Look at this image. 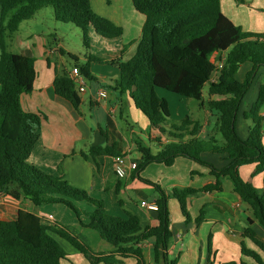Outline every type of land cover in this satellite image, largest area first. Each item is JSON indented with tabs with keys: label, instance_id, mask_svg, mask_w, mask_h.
Returning a JSON list of instances; mask_svg holds the SVG:
<instances>
[{
	"label": "trees",
	"instance_id": "trees-1",
	"mask_svg": "<svg viewBox=\"0 0 264 264\" xmlns=\"http://www.w3.org/2000/svg\"><path fill=\"white\" fill-rule=\"evenodd\" d=\"M131 1L135 10L145 16V22L140 39L126 45L137 44L134 55L128 61L120 57L111 61L120 75L110 87L119 97L128 96L150 127L171 139L167 143L156 140L154 143L161 146L157 153L141 139L134 141L141 157L132 175L155 189L157 224L143 228L140 218L129 211L126 218L110 215L104 202L91 197L88 191L71 186L62 175L49 174L28 162L46 116L25 112L21 105V96L34 89L35 58L7 49V38L47 7L53 9L57 22L79 28L85 42L90 28L111 39L123 36V26L97 14L91 0H0V196L29 200L37 207L64 205L75 213L81 227L96 231L114 247L112 254H97L68 226L57 221L46 223L34 213L20 210L14 220H0V264H61L69 254L59 240L66 241L91 264H119L121 259L117 257H135L137 264H144L142 245L147 242L152 243L155 263L178 264L179 258L169 254L173 237L170 199L179 203L186 224L200 225L206 221V211L201 209L199 216L193 218L189 199L201 192L222 191V178L232 182L234 193L253 216L246 220L241 236L250 239L264 254V241L254 229L255 223L264 228V191L260 195L240 174V167L248 164L255 165L253 176L264 172V118L260 115L264 84L259 85L256 100L242 113L245 120L251 121L245 137L238 122L242 102L259 71L264 69V33L244 31L235 25L222 12L221 0ZM88 59L105 63L98 58ZM219 62L222 68H218ZM245 63H250L251 69L240 81L237 73ZM74 65L86 79L95 78L89 65ZM53 87L58 96L79 110L81 98L66 69L56 68ZM158 90L193 99L201 108L216 114L215 133L201 138L198 134L202 124L190 116L179 124L171 120L169 102L158 95ZM115 147L92 146L81 154L93 162L99 156H122ZM181 157L208 168L216 182L200 189L174 187L168 191L140 176L150 164L170 167ZM75 202L87 203L94 210H82ZM241 253L256 264H264L261 255L244 243ZM208 254H212L211 233Z\"/></svg>",
	"mask_w": 264,
	"mask_h": 264
},
{
	"label": "crops",
	"instance_id": "crops-1",
	"mask_svg": "<svg viewBox=\"0 0 264 264\" xmlns=\"http://www.w3.org/2000/svg\"><path fill=\"white\" fill-rule=\"evenodd\" d=\"M91 6L97 14L123 26L124 34L121 39L125 45H128L130 41L140 39L145 16L135 10L131 0H91ZM221 8L222 12L244 31L264 33V0H244V3H237L235 0H221ZM54 41L56 44H51L44 39L34 40L32 35L25 39L18 38L20 53L35 58L36 69L33 92L21 96L22 108L25 112L42 113L46 116L39 131V140L28 162L49 174L62 175L77 188H85L83 190L88 191L91 197L104 202L105 209L110 215L126 218V211H129L140 218L143 228L156 225L155 210L150 207L157 196L153 187L150 186L151 190L145 189L144 187L147 186H144L145 184L138 178L133 177L134 170L132 169L127 170V176L124 179H119L114 173V157L112 156H99L93 162L86 160L81 153H87L92 146L105 147L114 144L115 149L128 160L138 162L141 156L136 150L134 141L136 139H141L144 143L146 141L143 135H138L145 131L142 128H139L140 132L138 131L137 120L149 127V131L145 132L147 141L160 140L167 143L171 139L151 128L145 116L142 120L139 110L128 96L121 98L111 89L110 86L118 80L120 75L118 68L114 65L108 68V64H90V71L95 76L92 81L96 85L90 88L89 99H86L87 89L79 93L81 98L79 110H76L69 101L58 96L53 87L56 68L66 69L71 73L75 65L68 66L67 60L63 57L66 55L63 45L57 39ZM136 45V43L130 45L123 55H115L112 60L120 57L123 61H128L134 55ZM85 59L88 58L85 57ZM249 64L245 63L242 66L243 69L247 68L243 78H238V74L242 76L240 72L242 67L237 73L240 81L244 80L246 73L251 69V64ZM256 83L258 94L259 85L264 84V71H259ZM99 90H106L107 98L100 99ZM254 101L255 99L247 104L246 110ZM88 105L91 111L98 114V120L92 125H89L84 117L83 108ZM181 107L179 106L176 110L178 111L176 114L171 112V120L177 124L187 116L193 117L192 111L183 112ZM260 115L264 118V107ZM123 121L128 124V128L122 126ZM244 122L245 128L242 129L241 134L245 137L251 121L244 119ZM207 123H201L203 127L198 134L203 139L214 134L211 128L213 125L211 126L210 123L207 125ZM262 129L264 131V120ZM262 142L264 145V136ZM160 149L161 146L157 144L152 150L157 153ZM209 159L215 161L213 157ZM151 165H158L159 171L149 172ZM254 170V164L243 165L240 167V174L244 180L251 182L262 195L264 172L253 176ZM140 176L161 185L168 191L174 187L200 189L216 182V178L210 174L208 168L183 157L177 158L170 167L158 163L150 164L140 173ZM221 183L222 191L201 192L190 197L189 210L193 202L199 204V199L204 200V203L199 205L198 211L199 213L201 209L206 211V221L200 225L195 222L186 224L183 215L173 217L170 210L173 237L169 245V254L173 258H179L178 264H226L240 261L256 264L251 257L241 253L242 243L248 249L259 253L264 259L263 252L250 239L241 236L242 229L246 227V220L253 218L251 211L234 193L232 182L228 178H222ZM145 192L149 194L146 195ZM121 196L122 199H120ZM75 203L77 205L79 202ZM144 203L147 206H144ZM62 206L64 205L51 204L37 207L29 200H13L1 195L0 220L11 221L16 218L20 210L30 211L46 223L57 221L68 226L97 254L109 255L114 252L112 245L101 239L96 231L94 232L97 235L92 232L93 230L81 227L77 217L70 216ZM79 208L87 212L93 211V208L85 204H79ZM191 215L193 218L199 216V214ZM83 220L85 223L88 222L85 217ZM254 229L264 241V228L255 223ZM210 233L212 234V254L209 256L206 250ZM142 247L144 264H157L153 261L152 243L147 242ZM65 250L69 256L62 260L61 264H91L73 247ZM117 258L121 259L119 264H137L135 257Z\"/></svg>",
	"mask_w": 264,
	"mask_h": 264
},
{
	"label": "rangeland",
	"instance_id": "rangeland-1",
	"mask_svg": "<svg viewBox=\"0 0 264 264\" xmlns=\"http://www.w3.org/2000/svg\"><path fill=\"white\" fill-rule=\"evenodd\" d=\"M31 35L34 40L44 39L51 44H56L54 39H57L58 42H60L63 45V48L66 51V55L63 57L65 58V60H67L68 66H71L75 64L76 62H79V64H82V65L86 64L89 66L90 64H98L94 61H90L89 59H85V57L87 58L93 57V58L105 60V63L101 65L108 64L109 66L108 68H110L112 67L111 61L113 57L115 55H120L122 51L126 52L127 48L129 47L124 44L121 37L108 39V38L103 37L100 33H97L96 30L93 28L89 29L87 33V40L85 42L82 31L79 28H77L76 26L70 23L65 24V23L57 22L55 20L54 15H53V9L51 7H47V8L40 10L39 12L35 14L33 19L23 22L20 26L19 31L7 38V49L13 53H20L21 50L18 48V38L25 39ZM132 42L133 41H130V43ZM57 56L59 57V55ZM246 64H249V63H246ZM246 70L247 68L243 69L242 67V69L240 70L242 76L238 74L239 79L240 77L243 78ZM262 71H264V69H262ZM256 82H257V78L251 85L240 108V115H239L238 122H239V129L241 132H242V129L245 128L244 126L245 122H244L242 113L244 110H246L247 104L249 102L251 103L253 99L256 100L257 98V83ZM85 83H86V89L88 92L86 99H89L90 88H93L96 85V83L89 79H85ZM158 95L160 97L165 98L169 102V107L172 113L176 114V112H178L176 110L179 108V106H182L181 108L183 112H186V110L189 112L191 111L193 112L191 114L193 117L190 116L193 120H195L194 118H197L198 121L203 124L208 122L207 125H209V123L211 126L213 125L211 128H213V131L215 133L214 125L216 122V114L208 111L207 109L201 108L199 106V102L193 99H186V98L180 97L176 94H173V93H170L164 90H158ZM204 97H205V100L208 99L207 87L204 90ZM83 112H84V117L86 118L89 125H92L94 122H96V120H98L97 119L98 114L94 113V111H91L89 105L83 108ZM139 112L141 114L140 115L141 119L142 120L145 119L142 111L139 110ZM136 125H138L137 129L139 132H140L139 128H142V130L145 132L149 131L148 125H146L143 122H138L137 120ZM122 126L125 128H128V124L125 121H123ZM145 132H141L138 135L140 136L143 135L146 143L150 145V147H152L153 149V146L157 145V143L147 141L146 140L147 134ZM157 166L158 165H151L149 172L155 173V171H159ZM69 184L77 188V186L71 184L70 182ZM144 186H147V187H144L145 189H150V190L152 189L148 185H144ZM78 188L85 189L81 187H78ZM145 194L148 195L149 193L145 192ZM120 199H122V196ZM205 199H207V197H205ZM170 201L171 202L169 204V208L172 212V216L173 217L181 216L182 213H181L179 203L177 202V200L172 198L170 199ZM198 203L199 204L195 202L192 203V207L189 210L191 214H196V215L199 214V211H198L199 205L204 203V200L199 199ZM74 204L76 205V203ZM79 204H85V206L91 207L89 204L84 203V202H79L77 203L76 206L79 207ZM173 204L176 207V209L173 206ZM62 208H64L70 216L75 218L76 215L71 209H69L66 206H62ZM212 212L213 211H211V215H213ZM59 241L61 242V244L63 245L65 249L72 248L71 245H69L66 241L64 240H59ZM207 253H208V248L206 250V254Z\"/></svg>",
	"mask_w": 264,
	"mask_h": 264
},
{
	"label": "built area",
	"instance_id": "built-area-1",
	"mask_svg": "<svg viewBox=\"0 0 264 264\" xmlns=\"http://www.w3.org/2000/svg\"><path fill=\"white\" fill-rule=\"evenodd\" d=\"M218 68H222V62L217 64ZM71 78L73 79L75 86L79 93H83L86 91V83L83 75L81 74L78 67H74L70 73ZM98 97L100 99L107 98V91L106 90H99ZM114 173L119 179H124L127 176V170L132 169L134 170L137 167L135 162H131L128 160L124 155L114 157ZM147 206V204H143ZM149 207V206H148ZM153 210H156L155 203L150 205Z\"/></svg>",
	"mask_w": 264,
	"mask_h": 264
}]
</instances>
